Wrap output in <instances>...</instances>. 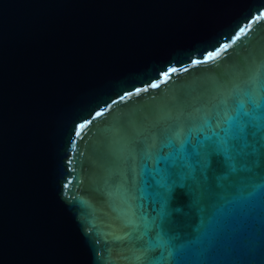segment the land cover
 Here are the masks:
<instances>
[{"label": "water", "instance_id": "water-1", "mask_svg": "<svg viewBox=\"0 0 264 264\" xmlns=\"http://www.w3.org/2000/svg\"><path fill=\"white\" fill-rule=\"evenodd\" d=\"M220 43L216 67L191 63ZM258 78L264 105V0H0V264H137L142 174L169 145L219 132ZM258 151L225 200L264 186V140ZM172 208L168 238L193 239L196 212ZM220 228L212 256L154 264H264V197Z\"/></svg>", "mask_w": 264, "mask_h": 264}, {"label": "snow or ice", "instance_id": "snow-or-ice-1", "mask_svg": "<svg viewBox=\"0 0 264 264\" xmlns=\"http://www.w3.org/2000/svg\"><path fill=\"white\" fill-rule=\"evenodd\" d=\"M227 49V44H217L212 50L205 49L201 53L202 58L192 59L191 63L196 66L206 64L216 67L210 62ZM177 71V68L162 70L160 77L168 78ZM261 81L262 78L256 80V91L259 95L254 94L253 90L244 91V99L236 101L234 112L217 122L219 132L211 131L204 142L197 139L193 143L189 138L181 142L178 149L169 145L174 150L155 158V165L148 173L151 179L143 178L142 174L145 188L151 189V203L147 206L142 204L140 211L142 218L151 220V226L141 236L142 243L137 245V264H154L156 252L160 256L172 252L178 255L212 256L223 239L220 226L230 215L232 207L242 202L251 203L256 196L264 197V186L255 181L250 182L244 193L237 189L236 192L241 194L232 196L231 200H225L222 195L224 191L236 187L242 173L252 172L251 166L260 158L258 145L264 140ZM151 87H159V84L152 83ZM135 91L139 93L141 89L137 88ZM120 99L123 100V95ZM102 115L103 112L95 111L96 118ZM85 123H92L91 114L85 119ZM85 123L76 124V135L81 134L79 129H83ZM186 145H192L191 149ZM162 161L164 167L161 168L159 165ZM177 200H184L199 218L195 237L180 244H175L168 238L172 231V205ZM179 264L187 262L181 261ZM202 264L209 262L203 261Z\"/></svg>", "mask_w": 264, "mask_h": 264}]
</instances>
